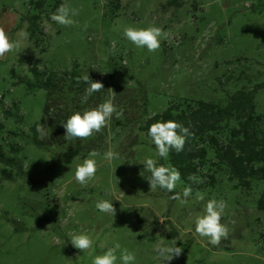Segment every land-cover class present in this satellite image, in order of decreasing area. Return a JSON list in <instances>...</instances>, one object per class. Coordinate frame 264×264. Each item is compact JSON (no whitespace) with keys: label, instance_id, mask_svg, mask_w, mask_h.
Listing matches in <instances>:
<instances>
[{"label":"rangeland","instance_id":"rangeland-1","mask_svg":"<svg viewBox=\"0 0 264 264\" xmlns=\"http://www.w3.org/2000/svg\"><path fill=\"white\" fill-rule=\"evenodd\" d=\"M31 1L0 0V27L12 41L27 32ZM111 1L45 0L39 44L21 40L20 48L0 59V148L23 167L20 172L0 162V264H92L116 243L135 254L134 264H164L156 246L173 241L183 253L165 264H264V210L258 207L264 183L247 191L224 173L211 186L199 176L205 186L192 190L186 204L172 200L188 186L179 181L174 193L150 190L143 161L158 163L159 156L140 130L171 103L225 104L241 90H255L256 111L264 118V0H120L118 8ZM56 4L79 10L73 26L51 20ZM153 25L163 32L155 52L123 35L126 27ZM31 66L57 78L78 68L104 84L82 103L83 111L110 98L111 88L123 116L114 114L108 127L86 140L54 143L61 117L73 114L77 100L52 104V121L44 122L47 92H29L20 82L32 79ZM37 125L48 133L39 134L46 147L33 142ZM109 149L120 158L107 162ZM93 150L100 153L98 170L82 186L75 169ZM210 199L227 203L221 223L228 237L219 246L195 233V220ZM102 200L112 201L115 216L96 208ZM80 233L93 240L89 251L72 246L71 237Z\"/></svg>","mask_w":264,"mask_h":264},{"label":"trees","instance_id":"trees-1","mask_svg":"<svg viewBox=\"0 0 264 264\" xmlns=\"http://www.w3.org/2000/svg\"><path fill=\"white\" fill-rule=\"evenodd\" d=\"M30 4L34 13L27 17L29 22L27 32L30 34L29 40L39 44L43 34L39 28L40 10L45 0H32ZM111 6L118 8L120 0H112ZM55 7L58 8V4ZM30 73L32 79L20 82L25 83L29 92L36 90L47 92L44 122L51 123L50 110L52 104L57 101L72 104L77 100V103L70 107V112L83 111L81 99L88 85L83 81L77 82V78L83 76L78 68L66 71L60 78H57L56 72L40 69L37 66H31ZM254 91H238L230 95L225 104L193 100L171 103L166 110L150 117L140 127L146 135L152 123L167 120L189 127L193 133L186 140L182 152L176 153L173 150L167 159L159 157L158 164L170 165L178 169L181 173L180 181L186 186H191L192 190L200 189L205 185H214L217 175L221 173L226 174L230 181H235L236 187L247 191H251L256 182L264 183V118L256 111ZM67 118L66 114L61 117L63 123ZM36 128V126L32 127L33 142L38 146L46 147V142L40 140ZM64 133L65 129L62 128L59 132V140L54 139V143L66 144L68 140L64 138ZM152 146L155 148L153 143ZM0 162L11 167L16 166L20 172L23 169L14 157H7L1 148ZM193 175L202 177L205 185L189 180V176ZM258 207L264 210V190L258 201Z\"/></svg>","mask_w":264,"mask_h":264},{"label":"clouds","instance_id":"clouds-1","mask_svg":"<svg viewBox=\"0 0 264 264\" xmlns=\"http://www.w3.org/2000/svg\"><path fill=\"white\" fill-rule=\"evenodd\" d=\"M79 15V10L70 8L61 4L56 11L51 15V20L62 26H73L76 21L73 17ZM87 25H85L86 29ZM29 33L22 31L19 33L21 39L12 41L3 27H0V59H3L6 54L20 48L21 40H27ZM124 37L138 48H146L150 52H155L160 48L162 29L158 26H149L146 28L126 27L123 29ZM83 81L88 87L85 89V94L81 99V103H86L94 93L104 89V84L100 81H94L89 74L77 78V82ZM111 96L98 106L87 109L82 113L74 112L70 115L66 122L62 123L65 129L64 138L66 140L81 139L86 140L93 136L94 133L101 132L105 127L109 126L113 115L119 119L123 116V110H117L114 104L115 92L110 88ZM37 133L41 134V138L48 135L42 125H37ZM147 135L155 145L157 154L160 158L167 159L171 151L180 153L184 150V146L188 137L193 133L189 127H184L182 124L173 121H156L152 123L147 130ZM100 153L93 150L83 162L78 164L75 169L74 178L77 183L82 186L95 178L97 173V160L95 157ZM103 158L111 163L113 160L119 159L120 154L109 149L103 154ZM144 170L150 173L147 177L150 190L155 191L158 188L166 190L169 193H174L177 183L181 180V173L175 167L158 164L151 157L143 161ZM189 180L199 182V178L189 176ZM192 194L191 186L183 189L182 196L180 193H175L170 197L172 200L180 201L182 204L187 203V198ZM183 197V198H182ZM203 200L204 197H198ZM96 208L103 213L115 216L116 209L112 201L102 200L96 203ZM227 208V203L224 200L210 199L207 201L204 212L195 220V233L200 237L208 238V242L213 246H219L222 239H227L228 228L221 223L223 213ZM71 244L74 248L81 252L89 251L93 247V240L87 234L80 233L71 237ZM177 242L173 241L172 245H157V255L165 262H171L175 258H179L183 253V248L176 246ZM119 252V257L117 256ZM121 264H134L136 259L135 254L127 249H121V245L116 243L112 248H109L102 255H96L92 264H117V260Z\"/></svg>","mask_w":264,"mask_h":264}]
</instances>
